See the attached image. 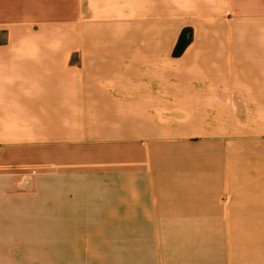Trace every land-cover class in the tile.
<instances>
[{"label":"crops","instance_id":"1","mask_svg":"<svg viewBox=\"0 0 264 264\" xmlns=\"http://www.w3.org/2000/svg\"><path fill=\"white\" fill-rule=\"evenodd\" d=\"M0 34V264H264V0H0Z\"/></svg>","mask_w":264,"mask_h":264},{"label":"trees","instance_id":"2","mask_svg":"<svg viewBox=\"0 0 264 264\" xmlns=\"http://www.w3.org/2000/svg\"><path fill=\"white\" fill-rule=\"evenodd\" d=\"M190 38H191V30L190 29H183L180 32L178 41H177V43L173 49V56L174 57H178L182 53V51L184 50L186 45L189 43Z\"/></svg>","mask_w":264,"mask_h":264},{"label":"rangeland","instance_id":"3","mask_svg":"<svg viewBox=\"0 0 264 264\" xmlns=\"http://www.w3.org/2000/svg\"><path fill=\"white\" fill-rule=\"evenodd\" d=\"M1 35V34H0Z\"/></svg>","mask_w":264,"mask_h":264}]
</instances>
